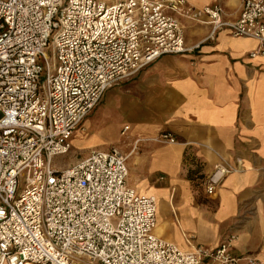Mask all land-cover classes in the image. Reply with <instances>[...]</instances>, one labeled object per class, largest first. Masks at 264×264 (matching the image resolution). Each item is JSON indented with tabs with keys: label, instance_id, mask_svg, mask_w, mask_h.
Masks as SVG:
<instances>
[{
	"label": "built area",
	"instance_id": "1",
	"mask_svg": "<svg viewBox=\"0 0 264 264\" xmlns=\"http://www.w3.org/2000/svg\"><path fill=\"white\" fill-rule=\"evenodd\" d=\"M168 10L253 39L248 56L264 55V0H240L235 22L219 4L187 0H0V264H264L233 254L232 235L214 249L189 240L185 251L157 237L156 199L127 185L130 154L92 150L53 167L106 90L190 51ZM232 171L216 166L206 193Z\"/></svg>",
	"mask_w": 264,
	"mask_h": 264
},
{
	"label": "crops",
	"instance_id": "2",
	"mask_svg": "<svg viewBox=\"0 0 264 264\" xmlns=\"http://www.w3.org/2000/svg\"><path fill=\"white\" fill-rule=\"evenodd\" d=\"M187 4L196 10L219 4L225 21L239 18L240 0ZM166 13L180 25L190 51L163 56L106 90L98 105L113 115H135L132 127L118 126L119 138L132 129L134 136L90 151L130 154L127 185L156 199L157 237L185 251L189 240L214 249L232 235L233 254L264 261V55L248 56L259 46L253 39L227 29L213 34L208 23ZM90 114L73 133L71 149L88 132L83 126ZM163 133L174 143L153 141ZM137 139L144 142L132 152ZM219 165L234 171L208 195L207 179Z\"/></svg>",
	"mask_w": 264,
	"mask_h": 264
},
{
	"label": "rangeland",
	"instance_id": "3",
	"mask_svg": "<svg viewBox=\"0 0 264 264\" xmlns=\"http://www.w3.org/2000/svg\"><path fill=\"white\" fill-rule=\"evenodd\" d=\"M47 53L49 52L47 51ZM102 104L103 103L99 104L85 121L83 128H87L88 132L86 134L85 132L83 133L84 139H80L77 142L75 141V143L72 144V149L67 155L55 158L53 160L54 168L59 171L64 170L86 157L91 149L110 145L115 143L116 140L123 143L132 140L134 136L133 129L126 137L119 138L118 126L126 122L132 127L137 120L135 115L133 116L129 113L121 115L120 113L118 114V112L113 115L108 110H104ZM102 112L107 113L105 114L106 116H103ZM133 143L134 142H132V149L134 147ZM120 144L121 143H119V145Z\"/></svg>",
	"mask_w": 264,
	"mask_h": 264
},
{
	"label": "bare ground",
	"instance_id": "4",
	"mask_svg": "<svg viewBox=\"0 0 264 264\" xmlns=\"http://www.w3.org/2000/svg\"><path fill=\"white\" fill-rule=\"evenodd\" d=\"M157 202V201H156Z\"/></svg>",
	"mask_w": 264,
	"mask_h": 264
}]
</instances>
